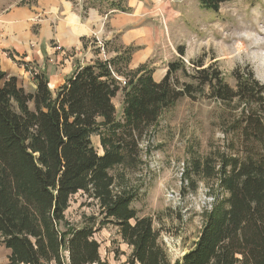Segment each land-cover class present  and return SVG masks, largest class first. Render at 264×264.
<instances>
[{"label":"trees","instance_id":"1","mask_svg":"<svg viewBox=\"0 0 264 264\" xmlns=\"http://www.w3.org/2000/svg\"><path fill=\"white\" fill-rule=\"evenodd\" d=\"M227 1L199 0L214 11ZM132 49L76 68L56 90L43 71L34 76L37 88L28 91L0 66V235L11 252L7 264H100L93 227L66 218L72 196L80 191L98 201L103 219L132 248L125 264H173L153 218L140 216L132 205L136 192L116 189L109 171L140 161L141 140L180 98L204 96L243 104L231 124L241 132L243 156L222 154L220 185L227 194L174 264H264V84L248 66L233 70L237 84L232 87L203 55L191 68L183 60V46L157 82L145 64L127 68ZM121 90L119 117L114 97ZM214 168L204 164L208 173Z\"/></svg>","mask_w":264,"mask_h":264},{"label":"rangeland","instance_id":"2","mask_svg":"<svg viewBox=\"0 0 264 264\" xmlns=\"http://www.w3.org/2000/svg\"><path fill=\"white\" fill-rule=\"evenodd\" d=\"M9 1L0 0V10ZM90 1L102 12L112 7L111 0ZM126 1L123 0L124 7ZM139 1L138 12L144 6L146 22L157 28V35L162 39L156 56L162 54L172 61L181 56L178 46H183L186 51L183 60L191 68L194 67L191 61L203 55L207 64L220 67L232 87L237 84L233 70L238 68L243 72L248 66L264 84V0H231L221 3L216 11L203 7L199 0ZM100 26L101 33L96 30ZM105 30L106 26L101 23L94 30L103 41ZM93 36L98 47H94L95 43L88 44L85 62L95 61L97 57L109 59L115 55L114 49L122 48L118 40L102 47ZM153 62L154 58L144 63L152 72ZM119 78L125 86L126 77ZM29 82V77H18L20 86L33 91ZM123 99L121 90L115 98L119 117L123 115ZM242 107L236 99L226 104L208 96L196 100L182 97L164 111L156 128L141 140L140 161L136 165L119 164L109 171L116 179V189L136 192L132 205L140 216L153 218L173 264L191 248L207 213L227 194L220 185V160L223 153L243 156L241 132L231 125ZM92 141L102 153L99 136L94 135ZM206 162L215 166L212 173L205 171ZM103 217L98 201L83 191L72 196L66 211L71 224L93 227L100 243V264H125L132 248L118 228ZM10 253L0 235L2 264L9 262Z\"/></svg>","mask_w":264,"mask_h":264},{"label":"crops","instance_id":"3","mask_svg":"<svg viewBox=\"0 0 264 264\" xmlns=\"http://www.w3.org/2000/svg\"><path fill=\"white\" fill-rule=\"evenodd\" d=\"M115 3L127 8L126 11L118 9L119 13H115L117 8L112 0L111 9L105 12L90 0L9 1L0 10L2 70L19 78L29 77L33 91L37 88L34 76L43 71L48 76L50 88L56 90L76 68L94 62H85L84 53L90 43L98 47L93 35L97 37L94 30L101 23L106 26L104 45L115 40L122 45L121 50L114 49L112 57L134 46L127 68L136 70L154 58L151 65L154 80L158 82L165 76L171 59L162 54L156 56V50L161 49L158 43L162 41L157 28L146 22L144 6L138 12L139 0H127L125 7L123 0H115ZM132 8L133 12L128 10ZM96 30L101 33L103 28L100 26Z\"/></svg>","mask_w":264,"mask_h":264},{"label":"built area","instance_id":"4","mask_svg":"<svg viewBox=\"0 0 264 264\" xmlns=\"http://www.w3.org/2000/svg\"><path fill=\"white\" fill-rule=\"evenodd\" d=\"M98 39H99V44L102 45V47H104V41H103L102 39H100V38H98ZM59 48H60V46H59ZM119 77H120V76H118V78H119ZM119 80H120V78H119ZM123 83L127 84V83H126V80H125V81L123 80Z\"/></svg>","mask_w":264,"mask_h":264},{"label":"bare ground","instance_id":"5","mask_svg":"<svg viewBox=\"0 0 264 264\" xmlns=\"http://www.w3.org/2000/svg\"><path fill=\"white\" fill-rule=\"evenodd\" d=\"M242 48V46H240Z\"/></svg>","mask_w":264,"mask_h":264}]
</instances>
